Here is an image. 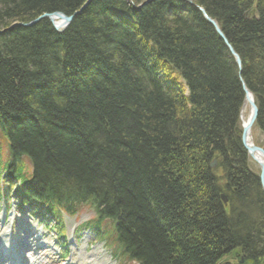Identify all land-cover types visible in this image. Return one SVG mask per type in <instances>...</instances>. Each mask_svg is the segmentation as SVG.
Masks as SVG:
<instances>
[{"label": "trees", "instance_id": "obj_1", "mask_svg": "<svg viewBox=\"0 0 264 264\" xmlns=\"http://www.w3.org/2000/svg\"><path fill=\"white\" fill-rule=\"evenodd\" d=\"M84 1L0 0V180L21 179L28 205L93 208L85 227L124 263L264 264V195L239 120L242 79L264 147V0H152L131 37L103 19L124 0H92L63 33L9 28ZM171 5L187 18H168Z\"/></svg>", "mask_w": 264, "mask_h": 264}, {"label": "bare ground", "instance_id": "obj_2", "mask_svg": "<svg viewBox=\"0 0 264 264\" xmlns=\"http://www.w3.org/2000/svg\"><path fill=\"white\" fill-rule=\"evenodd\" d=\"M126 3H127V8H124L125 10H115V8L114 7H108V8H106V10H105V15H103V19L106 21V23H108L110 26H112L113 28H116L117 30L119 29V31L120 32H122V33H124L127 37H131L132 35H133V33H131L130 32V28H132V25H134L135 24V21L134 20H132V18H131V16H133L135 13H136V11H138V10H140L144 5H146V4H148L149 2H151L152 0H150V1H148V0H145V1H143L142 3H138V4H135V3H133V1L132 0H124ZM92 2V0H85L84 1V3L79 7V8H77L76 10H74L71 14H69V15H66V16H69V17H72V20L76 17V16H78V15H80L83 11H84V9L90 4ZM187 3L188 4H190V5H192V2L191 1H187ZM198 8V10L200 11V9H202L203 11H204V9L203 8H201V7H197ZM53 13H55V12H53ZM45 14V13H44ZM46 14H50V13H46ZM132 14V15H131ZM41 15H43V14H41ZM41 15H39V16H41ZM207 15V14H206ZM38 16V17H39ZM168 18H172V19H186L187 17H186V15H184L183 14V12H181L179 9H177V8H175V7H173V5H171L170 6V8H169V10H168ZM208 16V15H207ZM209 17V16H208ZM37 18V17H36ZM36 18H34V19H36ZM33 19V20H34ZM43 20H47L49 23H50V21L48 20V19H43ZM72 20H71V22H72ZM42 21V20H41ZM41 21H39V22H41ZM38 22V23H39ZM70 22V23H71ZM28 23V22H27ZM70 23H69V25H70ZM15 24H19V23H17V22H14V23H12V25L13 26H17V25H15ZM37 24V23H36ZM35 24V25H36ZM10 26L9 28L10 29H12V27L13 26ZM50 25L52 26V28H53V30L55 31V32H57V33H63L65 30H66V28L69 26H67L63 31H61V32H58L57 30H55V28L53 27V25L50 23ZM34 26V25H33ZM115 29V30H116ZM5 30H3V29H1L0 30V34L2 33V32H4ZM222 32V31H221ZM217 34V33H216ZM218 35V34H217ZM224 35V34H223ZM225 37V36H224ZM225 39H226V37H225ZM222 40V39H221ZM227 40V39H226ZM223 41V40H222ZM224 43V42H223ZM227 43H228V45L232 48V46L229 44V42L227 41ZM225 45V44H224ZM227 48V47H226ZM228 49V48H227ZM234 50V49H233ZM228 52H229V50H228ZM230 53V52H229ZM236 53V52H235ZM237 54V53H236ZM231 55V54H230ZM238 55V54H237ZM232 56V55H231ZM232 58H233V56H232ZM238 58H239V60H240V64H239V66H237V68H238V70L240 71V70H242V61H241V59H240V57L238 56ZM234 59V58H233ZM234 62H235V60H234ZM235 64H236V62H235ZM237 65V64H236ZM157 70H158V72L156 73V77H157V80L160 82V85H161V87L163 88V89H166L167 90V88L169 87V85L171 84V82H172V78H174L173 76H171V72H169L168 70H167V73H168V78H167V75H166V73H165V68L164 67H161V65L159 66V68H157ZM247 110H248V107H247V104H244V106H243V109H242V118H241V120H240V127L242 128V124L243 123H246V121H247V119H248V117H249V115L247 114ZM250 136H249V141H250ZM257 157V156H256ZM256 160H259V158L257 157L256 158ZM212 161H216L215 159L214 160H212ZM259 180V179H258ZM81 211H88L89 212V214H91V215H93V216H95V210L93 209V208H91V207H88V206H84L83 208H82V210ZM112 223H110V222H108V225H111ZM0 240H1V242L2 243H4V242H6V239H5V236L4 235H2L1 236V238H0ZM77 251V250H76ZM86 253H84L83 255H85ZM230 256H232V258L233 259H235V260H237V264H239V262L241 261V260H243V263L242 264H245V259H244V257H242V256H238L239 258H237L235 255H233V254H228V255H226V256H224L223 258H222V260H224V259H226L227 257H230ZM91 259L92 260V262H94V264H110L109 263V259L106 257V256H104V255H96V253L94 252L93 254H90V256H88V257H84V260L85 259ZM221 260V261H222ZM224 262H227V260H225ZM219 264H221V263H219Z\"/></svg>", "mask_w": 264, "mask_h": 264}, {"label": "water", "instance_id": "obj_3", "mask_svg": "<svg viewBox=\"0 0 264 264\" xmlns=\"http://www.w3.org/2000/svg\"><path fill=\"white\" fill-rule=\"evenodd\" d=\"M148 1H150V0H148ZM200 11L202 12L206 21L213 27L214 31L218 34L219 38L223 40V42L226 45V47L228 48L230 54L233 56L237 66H239L240 60L238 58V55L235 53L233 48H231L228 45L227 40L225 39V37H224L223 33L221 32L220 28L218 27L217 23L213 19L209 18L202 9H200ZM43 19H48L50 21V23L53 25V27L55 28V30H57L58 32H61L69 25V23L72 20V17L66 16L60 12H55V13H50V14L45 13V14L37 17L36 19L31 20L28 23H24V24L19 23V24H15V25L21 26V27H31ZM241 82H242V90L244 93V104H247V106H248L249 117H248L246 123L242 124V131H241L240 140H241V144H242L243 148L246 150L249 157L256 163V165L259 168L258 178H259V183H260L261 189L264 193V148L259 147L257 145H254L253 143H251L249 141L251 128L254 125V122L256 121V118L258 115V108L256 107V105L254 103L252 93H250V91L246 88V86L244 85L242 80H241ZM240 120H241V117H240ZM256 156L259 158V160H256V158H257ZM213 165H214V163L211 166H213ZM222 199L225 201L224 196H222ZM242 263H243V260H241L239 262V264H242Z\"/></svg>", "mask_w": 264, "mask_h": 264}, {"label": "rangeland", "instance_id": "obj_4", "mask_svg": "<svg viewBox=\"0 0 264 264\" xmlns=\"http://www.w3.org/2000/svg\"><path fill=\"white\" fill-rule=\"evenodd\" d=\"M247 114H248V111H247ZM261 140V137L256 133V132H253V135H252V141L255 143V144H259V141ZM214 162V161H213ZM26 163V162H25ZM25 166H27V164H25ZM26 171H28L29 167H25ZM86 214L89 213L88 211H84ZM82 213V212H80ZM85 217V216H83ZM90 218H94L93 215L91 216L90 214H88V218H86L87 220L90 219ZM86 219H83L82 221H85ZM72 221V219H70ZM82 235V238L79 236H77L76 240H77V247L78 249L80 250L81 252V255L82 253L86 252L88 254H92V253H96V255H104V256H107L109 258V262L111 263L112 262V259H110V251L109 249H111V247L109 245L106 246V250L105 248L103 249V243L102 242H99V241H95L94 243H92V241H88L86 239V236L87 235H90V233L86 230V231H83L81 233ZM84 237V238H83ZM91 237V236H90ZM85 239L87 241H85ZM94 239V238H93ZM48 242L50 243L49 239H48ZM45 251V250H43ZM42 253V251H40ZM225 260H227L228 262H230L231 264H237V260L233 259L232 256L230 257H227L226 259L222 260L220 263L224 262ZM57 261V260H56ZM64 261L66 262V259H64ZM43 262V261H42ZM112 264H118V262H114ZM130 264H133V263H130Z\"/></svg>", "mask_w": 264, "mask_h": 264}]
</instances>
